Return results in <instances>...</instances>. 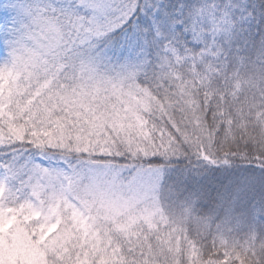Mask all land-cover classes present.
Wrapping results in <instances>:
<instances>
[{"label":"snow or ice","instance_id":"obj_1","mask_svg":"<svg viewBox=\"0 0 264 264\" xmlns=\"http://www.w3.org/2000/svg\"><path fill=\"white\" fill-rule=\"evenodd\" d=\"M0 264H264V0H0Z\"/></svg>","mask_w":264,"mask_h":264}]
</instances>
